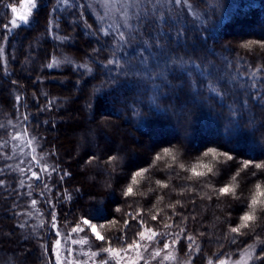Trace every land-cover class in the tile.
I'll return each mask as SVG.
<instances>
[{
  "label": "snow or ice",
  "instance_id": "1",
  "mask_svg": "<svg viewBox=\"0 0 264 264\" xmlns=\"http://www.w3.org/2000/svg\"><path fill=\"white\" fill-rule=\"evenodd\" d=\"M167 2L181 9V12L175 13L179 17L185 9H194L203 0H199V3L198 0H167ZM26 3L27 10L23 14L18 18L14 16L8 24L3 25L6 30L4 39H7L18 27L17 19L26 25L30 24L29 17L32 16L33 10L39 13L42 8L50 7V16L58 14L47 22L46 33L53 42L52 51L45 53L47 62L35 70L37 75L33 79V84L44 81L45 77L40 73L45 69L58 70L62 66H69L77 77L76 85H79L86 76L94 79L92 74L95 68V71L102 76L106 75L111 84H118L122 82L123 78V82H130L136 88H143L148 103L157 108H159L162 99L170 106L173 93L186 92L194 97L207 99L204 95L207 91L220 101V110L217 111L213 108V111H216L224 121L223 134L225 137L230 140L236 134L244 133L246 134L245 138L251 135L257 138V143L264 145V123L257 127L255 117L247 115L252 111L250 101H254L264 109V61L253 65L243 61L240 54L237 53L239 61L246 66L245 70L241 71L237 66L236 71L229 72L227 69L233 67V61L229 60L227 56L221 57L223 66H221V62L207 59V57L215 56V49L207 44L206 39L199 41V49L193 48V53L198 50L205 53L204 57L196 56V59H200L201 63H196V59L187 53H185L188 55L187 59L185 56L179 55L178 53L183 51L188 43L183 39L186 29L182 31L177 28V21L171 17L164 19V24L167 27L155 23L152 17L161 11L160 0H94V3H81L80 0H55L54 3H51V0H26ZM117 3L121 5L127 3L135 9L133 15L139 22L135 28L129 23L131 17L128 16L127 9L123 6L118 9L122 13L123 24L108 23L106 27L104 26L105 18ZM0 4L10 8L13 14L18 11L12 4L5 3V0H0ZM94 8L101 11L107 9V11H103V14L97 11L95 19L89 23L85 17L92 15L90 10ZM61 17L71 28L70 34H61L59 22ZM53 24H55V30H53ZM77 29H80L81 34L92 42L90 51L86 52L85 61L80 63L68 56H64L62 59L60 56L64 47L74 46V41L78 39L75 35ZM204 30L209 32L207 39L213 38L214 27L211 30ZM197 34L199 35V31ZM182 42L183 46H181ZM222 47L225 51L231 52L227 45ZM240 47L248 55H256L258 59L260 53H264V41L261 40H250ZM4 51L5 49L0 47V56ZM26 61L35 63L28 56H26ZM88 61H91V64ZM5 73H7L6 67ZM11 83L20 86L17 80H13ZM237 91L243 95L242 100L235 95ZM42 95L46 98V103L43 106L38 105V111L44 112L56 107L55 98H48L46 92ZM33 98L38 99L36 93H33ZM229 98H231V102H228ZM177 99H179V95H177ZM21 100V96L15 97V103H20ZM141 102L140 97L133 100L131 105L133 116L144 114L140 111ZM21 106L27 107V104L24 103ZM87 107L93 108L91 99ZM190 114V111L182 113L185 119ZM172 115H177V113L173 112ZM28 120L29 116L23 115V121L27 122ZM105 121H110V117H102L101 122ZM43 123L47 124L49 121L45 120ZM0 129L4 130L0 136L7 134L5 125L0 124ZM26 131L27 129H24V132ZM24 132L7 135L11 140L19 141ZM257 133H259L258 137ZM42 139V137L31 138L26 143L32 147L35 142L40 147V151H43ZM7 145L8 140L5 139L3 143H0V148H6ZM224 147V145L208 146L197 162L190 167L179 163V169L184 173H191V175L183 177L179 172H175L178 163V149L175 147L163 148L162 153L156 154L154 160L157 162L171 161V163H166L167 171H165V179L169 182H165V179H155L154 186L147 182L141 183L139 178L146 177L149 171L147 168L132 174L130 182L124 185L121 190L126 207L116 208L115 212L120 213V217L109 220L107 225L94 223L93 220L96 217L87 212L73 213L72 218L69 219L64 205L73 202L74 196L80 192V189L62 187L61 191L55 193V200L47 196L46 193H52L58 185L70 183L71 171L68 168H61L58 159L52 164H48L46 161L41 163L40 160L33 157L38 168L33 170L31 163L27 169L20 168L19 171L26 176V180H19V186L23 188L27 184L29 191L23 194L27 197H33V193L39 189L36 196L44 198L43 205L38 208L40 200L32 198L24 205L28 211L17 212L15 215L31 218L34 215L33 210L44 215L41 208L49 209L46 214L48 217L46 224L33 225V231L36 228L46 227V233L38 237L40 240L52 241L51 251L54 259L47 255L49 244L41 243V257L44 258L41 264H70L68 256L62 255V251L71 255L73 250L67 247L61 250L60 245L61 238L67 243L69 236L73 233L84 234V238L81 240L71 241L88 247V251L82 253L87 257V261H84L83 264H88V261H91V264H111L112 260H115L116 264H142V262L151 264V261L160 264L161 261L168 258L170 249L187 257L184 264H197V258L203 256L201 242L203 244L216 242L219 244V248L223 249L222 241L229 245H237L240 237H247L248 240L253 241V243H248L246 240V247L237 253V255L246 257L244 264H264V160L257 161L250 158L237 164V157L232 154L234 149L221 150ZM32 151L35 152L36 148H32ZM49 155L56 156V153L51 152ZM206 158H208V162H205ZM120 160L119 153L109 155L107 159L103 160L105 169L110 170L108 171L109 180L116 179L114 173L118 171ZM99 161H101V157L91 154L84 161L82 167L93 165ZM217 166L236 168L230 182L219 187L212 180V177L217 175ZM9 167L11 165L5 164L4 168H0V177L3 176L5 168ZM54 174L58 180L50 185L48 181L52 180ZM173 174L177 179L185 180L186 183L172 184ZM245 176L255 178L249 196H244L242 192L238 191L239 182ZM27 181H32V183H27ZM5 182L4 178H0V187ZM104 186L111 188L109 183H105ZM140 189H144V191H140ZM241 199L246 201L245 210L238 220L233 222L231 213L221 205L226 200ZM141 201H143L142 206H140ZM209 201H212L214 208L218 210V212H212L210 223L213 228L217 227V222L222 225L219 234L210 233L204 227V213L209 211L207 203ZM134 204L138 207L134 208ZM15 206L20 207L19 205ZM127 208H131L132 211H127ZM61 220L64 222L63 224H61ZM26 226L27 221L23 220L18 225L21 229ZM133 228L136 231L133 232ZM100 229H105L109 234H102ZM113 231H119L122 235L113 237L111 235ZM13 234L14 231L4 233L5 236ZM93 240L101 243L93 245ZM120 241L123 242L119 248L113 246ZM157 244L160 245L158 250L154 248ZM93 247L96 250H92ZM218 251L219 255L215 259H207L206 264H241V260L233 259L226 251L219 249ZM145 253H148L150 259L145 258ZM71 264H82V262L74 260ZM200 264H205L203 259L200 260Z\"/></svg>",
  "mask_w": 264,
  "mask_h": 264
},
{
  "label": "trees",
  "instance_id": "2",
  "mask_svg": "<svg viewBox=\"0 0 264 264\" xmlns=\"http://www.w3.org/2000/svg\"><path fill=\"white\" fill-rule=\"evenodd\" d=\"M16 1L5 0V3L14 4ZM54 2L55 0H51V3ZM80 2L88 3V0H80ZM199 7L205 12V19L201 23L191 24L183 23V21L176 23L177 28L182 31L186 29L183 39L188 42L183 51L178 53L179 55L185 56L186 59L188 55L193 59H196L197 55L204 57L205 53L199 50L193 53V48L199 49V41L206 39L207 44L215 49V56L207 57V59L221 62V57L227 56L233 61V67L227 69L229 72L236 71L237 66L241 71L245 70L246 66L239 61L237 53L243 61L253 65L264 61V53H260L258 59L256 55H248L240 47L250 40L264 41V0H203ZM8 9L0 4V47L5 49L0 56V124L5 125L7 134H11L14 124L20 121L23 130L27 129L25 133L28 140L43 138L41 140L44 146L43 151H40V147L35 142L32 146L36 147L40 154L45 155L48 163L52 164L58 159L61 168H68L71 171L70 183L58 185L52 193H46L55 200V193L61 191L62 187L80 189V192L74 196L73 202L64 205L69 219L72 218L73 213L87 212L96 217L93 220L94 223L107 225L109 220L120 217L121 214L116 213L115 209L126 207L121 190L130 182L132 174L147 168L149 171L146 177L139 179L141 183L147 182L153 186L155 179H165L166 163L171 161L154 160L155 155L162 153L165 147L178 149L175 172H179L181 177L191 173H184L179 169L178 164L183 163L186 167H190L197 162L208 146L224 145L225 147L221 150L234 149L232 154L237 157V164L250 158L257 161L264 160V145L257 143L256 137L248 135L245 138L246 134L238 133L229 140L224 136V121L216 111H213V108L220 110V101L207 91L204 94L207 99L194 97L186 92L173 93L170 106L162 99L157 108L148 103L143 88H136L130 82H123V78L122 82L111 84L108 82V77L102 76L95 71V68L92 74L94 79L86 76L79 85H76L77 77L69 66H62L58 70L45 69L40 73L45 77L44 81L33 84V79L37 75L35 70L47 62L45 53L52 51L53 42L46 33L47 22L58 14L50 16V7L42 8L39 13L35 10L33 23L17 28L7 39H4L6 30L3 25L9 23ZM90 11L92 15L85 17L89 23L95 19V14L92 10ZM154 20L156 24L167 27L163 22ZM59 22L61 34H70L71 28L68 23L62 17ZM213 27L215 28L213 38L207 39L209 32L204 29L211 30ZM53 30H55V24H53ZM75 35L78 39L74 41V46L64 47L60 56L61 59L68 56L77 63L84 62L92 42L81 34L80 29L76 30ZM225 45L231 49V52L224 50L222 46ZM26 56L35 63L26 61ZM88 62L91 64V61ZM196 63H201V60L196 59ZM221 66H223L222 62ZM5 67L7 73H5ZM13 80L19 81L20 86L13 85L11 83ZM45 92L48 93V98H55L56 107L41 112L37 110V106H43L46 103V98L42 95ZM33 93H36L38 99L33 98ZM235 95L240 100L244 98L239 91ZM16 96L22 97L20 103H15ZM137 97L141 98L140 111L144 114L133 116L131 105ZM90 99L92 109L87 107ZM228 102H231V98ZM24 103L27 107L21 106ZM250 107L252 111L247 115L254 116L256 126L259 127L261 123H264V109L254 101H250ZM184 111L191 113L186 119L182 115ZM173 112L177 115H172ZM23 115L29 116L27 122L23 121ZM102 117H110V121L102 123ZM45 120L49 123L44 124ZM3 131L0 129V133ZM7 134L0 136V143H3L5 139L8 140L7 147L0 148V168H4L5 164H12L10 163L13 156L11 139ZM258 135L259 133L257 137ZM51 152H55L56 156L49 155ZM117 153L121 157L120 166L117 173H114L116 179L112 181L108 179L110 170L105 169L103 160ZM91 154L101 157V161L82 167ZM205 162H208V158ZM235 171V167L217 166V175L212 177V180L217 187L223 186L224 183L230 182ZM0 178L6 180L0 187V264H41L44 258L41 257L40 244L45 243L46 240H40L38 237L43 236L44 233L38 231L34 234L27 229L19 228L21 216L15 215L21 212L26 201V196L23 195L25 190L19 186L20 176L14 170L12 171V167H9L5 168ZM254 179L245 176L239 182L238 191L244 196H249ZM57 180L58 177L54 174L48 183L51 185ZM165 182L169 181L165 179ZM105 183L111 184V188L105 187ZM171 183L180 185L186 181L177 179L173 174ZM38 191L39 189L36 190ZM36 192H34L35 196ZM38 198L43 205L44 198ZM207 203L209 211L204 213V227L210 233L219 234L222 225L217 222V227L213 228L210 223L212 212H218V210L214 208L212 201ZM245 203L243 199L226 200L221 206L231 213L232 221L236 222L245 210ZM142 205L143 201L140 206ZM133 207L138 206L134 204ZM43 209L47 221L46 214L49 209L47 207ZM126 210L132 211L131 208ZM63 223L61 220V224ZM13 231V235H4ZM100 231L102 234H109L105 229ZM132 231L136 229L133 228ZM111 235L114 237L122 233L113 231ZM246 240L248 243H253L247 237H240L237 245H229L222 241L223 249H220L216 242L209 244L201 242L203 256L197 258V264H200L201 259L205 264L207 259H215L219 255L218 249L226 251L230 257H238L237 253L246 247ZM49 242L52 241L49 240ZM122 242H117L113 246L119 248ZM47 255L51 256L50 247ZM178 256L182 260H187L182 253L178 252Z\"/></svg>",
  "mask_w": 264,
  "mask_h": 264
},
{
  "label": "rangeland",
  "instance_id": "3",
  "mask_svg": "<svg viewBox=\"0 0 264 264\" xmlns=\"http://www.w3.org/2000/svg\"><path fill=\"white\" fill-rule=\"evenodd\" d=\"M88 2L94 3V0H88ZM10 4H12V3H10ZM12 5L15 6L18 9V11L16 14H13L11 12V9L10 8L8 9L9 10V21L14 16L18 18L19 15L23 14L27 10L26 0H17L16 3H14ZM121 6H123L124 8L127 9L128 16L131 17V19L129 20V23L134 28L137 26V24L139 22L137 21L136 17L133 15V12L135 11V9L131 6H129V4H127V3H125L124 5L117 3L109 11L108 17H106L105 21L103 22L105 27L107 26L108 23H115L117 25L123 24L124 20L122 17V13L120 11H118V9ZM159 7L161 8V11L158 12L155 17H152V19H156V20H158V22L164 23V19L166 17H171L172 19L176 20L177 23L183 21V23H191V24L201 23L205 19V12L199 6L195 7L194 9H191V8L185 9L184 13L182 15H180L179 17H177L175 15V13L181 12V9L178 6H174L172 4H169L167 2V0H160ZM92 11L94 14L97 11H100V14H103V11H107V9H104L103 11H101L99 9L94 8V9H92ZM34 13H35V10H33L32 16L29 17V20L31 23H33V21H34ZM17 24H18L17 28L24 26V25L26 26V24H24L19 19H17ZM30 24H27V25H30ZM9 27H11V26L9 25ZM15 30H13L12 32H14ZM121 30H123V29H121ZM21 132H24V130H23V126L20 124V121H19L16 125L14 124V128L12 129L11 134H19ZM10 141H11L12 154H13L11 162H10V163H12V164H10L12 167V171L14 170L16 172V174H18L20 176V180H26V176L24 174H22L19 171V169L20 168L27 169L29 167V164L31 163L33 170H36L38 168V165H37L36 161L33 160V157H35L37 160H40L41 163H43L46 161L45 155L40 154L36 147H34V146L29 147L27 145L26 142L28 141V139H27V135L25 132L19 141H16V140H10ZM32 148H36V151L33 152ZM48 164H50V163H48ZM27 183H32V181H27ZM23 189L25 190V192H23V193H26L27 191H29V189L27 188V184L25 185V187H23ZM32 198H38V197H36L34 195V193H33V197H27L26 196V201H25L24 205L27 202H30V200ZM38 199L40 200V198H38ZM24 205H23V209L21 210V212L28 211V209L26 207H24ZM41 206H42V204H41V200H40V205H38V208H40ZM41 211H43L44 215H41L40 212L33 210L34 215L31 218H29L28 216L21 217V221L22 220L27 221V226L23 229H27L28 231H30V233H34V234L38 233V231H41L42 234L43 233L45 234L46 233V227L45 228H36V230L33 231V225H40L41 223L46 224L45 211L43 208H41ZM90 236H91V234L89 233V237ZM82 238H84L83 233L71 234L67 240V243H65V240L63 238H61V245H60L61 250L65 249V247L73 250L71 255H69V253L66 251H62V255L68 256L70 264L74 260H79L82 262V264L84 261H87V257L82 255V253L88 251V247L86 245H81L79 243H72L71 242L72 240L79 241ZM53 239H55V237H53ZM45 243L49 244V247H50L51 256L50 255H48V256L52 257L54 259V256H53L52 251H51V243L52 242L50 243L49 240H46ZM95 244H97V243L93 240V245H95ZM154 248L156 250H158L160 248V245L157 244L154 246ZM92 250H96L95 247H93ZM144 255H145L146 259H150V257L148 256V253H145ZM162 255H164V253H162ZM233 259H239V260H241V264H244V260H246V257H243L242 255H238V257H235ZM185 261L186 260L180 259L177 251L170 249L168 252V258L165 259L164 261H161L160 264H184ZM88 264H91V261H88ZM111 264H116V261L112 260ZM142 264H143V262H142ZM151 264H156V261H151Z\"/></svg>",
  "mask_w": 264,
  "mask_h": 264
}]
</instances>
